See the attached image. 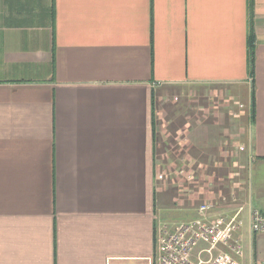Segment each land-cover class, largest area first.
Segmentation results:
<instances>
[{
    "label": "crops",
    "instance_id": "0c3cea01",
    "mask_svg": "<svg viewBox=\"0 0 264 264\" xmlns=\"http://www.w3.org/2000/svg\"><path fill=\"white\" fill-rule=\"evenodd\" d=\"M208 85L248 106V217L264 206V0H0V264L148 256L161 225L197 217L157 160L218 169L231 111L180 118L167 148L155 99ZM247 235L243 257L264 264V233Z\"/></svg>",
    "mask_w": 264,
    "mask_h": 264
},
{
    "label": "rangeland",
    "instance_id": "374dc122",
    "mask_svg": "<svg viewBox=\"0 0 264 264\" xmlns=\"http://www.w3.org/2000/svg\"><path fill=\"white\" fill-rule=\"evenodd\" d=\"M216 85H208L207 89H202L197 91V89H163L157 94L155 99V117H156V131L158 138H161L163 141H167L165 138L168 136V140H171L173 137L171 132L167 130L172 129L176 130L180 126V118L184 119V123L189 121L191 123L192 119H195V114L202 113L208 115L209 113L214 114L219 109L226 108L224 106L225 99V88L220 87L224 90V94L219 92V88H215ZM197 92V95H194ZM203 93V96H199ZM227 101V99H225ZM247 101V100H246ZM247 106V103H245ZM199 105V106H197ZM201 106V107H200ZM197 112V109H199ZM230 109V120L227 119V124L230 125V128H234L235 137H234V146L233 143L227 145L228 148L235 147V151L231 155V158L226 160L225 164L219 165L218 169H187L185 173L181 171H176L177 177L169 176L170 172H173L172 169L167 170L166 168H161L157 160L156 175L160 177L161 180H157L162 183L174 184L177 193H180V189H184L185 193L188 194L186 200H189V204L192 207L197 208L202 202L206 200H212L215 203L218 201L219 197L225 196L227 199L226 204L216 205L217 211H211V215H216L218 213H228L229 215L234 214L239 207H243V211L240 213L238 218L242 222L240 229V235L243 239V243L250 245V238L247 235V230L249 233V226L247 217V208L244 209V203L246 202L245 197V187H246V171L245 166L247 165V159L244 158L243 150L248 148L250 143V124H249V111L248 106L246 108H238L237 113L232 109L231 106H228L226 109ZM232 109V110H231ZM243 110L245 113L243 114ZM233 117L234 121H232ZM226 122V121H225ZM157 138V139H158ZM174 139V138H173ZM177 143L179 140L177 139ZM165 144V147L168 145V141ZM172 147V148H171ZM168 148V147H167ZM228 148L227 151H228ZM179 147L171 145L169 149H166V152L162 153L159 160H166L169 155H178ZM241 149H243L241 151ZM230 150V149H229ZM175 151V152H171ZM231 151V150H230ZM230 153V152H229ZM173 156V157H174ZM164 162H162L163 164ZM166 165V163H165ZM179 165V164H178ZM168 166V165H166ZM179 172V176H178ZM186 174L191 175L189 179H186ZM168 175V179L167 176ZM168 181V182H167ZM252 203L248 200V204ZM262 203L253 201L252 206L259 208ZM176 218H181L180 214L174 215ZM250 234V233H249ZM252 241V240H251ZM249 243V244H248ZM206 259V257H202ZM248 257H243L241 259L242 264H249Z\"/></svg>",
    "mask_w": 264,
    "mask_h": 264
},
{
    "label": "built area",
    "instance_id": "2783aa9c",
    "mask_svg": "<svg viewBox=\"0 0 264 264\" xmlns=\"http://www.w3.org/2000/svg\"><path fill=\"white\" fill-rule=\"evenodd\" d=\"M185 173V171H181ZM186 178L190 176L186 174ZM198 216L157 230L151 255L109 258L108 264H242L244 255L239 207L234 214L211 215L214 205L206 201L197 207ZM251 236L264 233V206L251 208L248 216ZM206 257V259L202 258ZM249 264H258L250 262Z\"/></svg>",
    "mask_w": 264,
    "mask_h": 264
},
{
    "label": "trees",
    "instance_id": "16d2710c",
    "mask_svg": "<svg viewBox=\"0 0 264 264\" xmlns=\"http://www.w3.org/2000/svg\"><path fill=\"white\" fill-rule=\"evenodd\" d=\"M253 42H254V39H253V36H250L249 37V48H250V51L252 52V48H253ZM253 95V94H252ZM253 107H254V100H253V96H251V121H253V115H254V112H253ZM154 116V115H153ZM153 132H154V120H153ZM189 175V174H188ZM190 177H191V175H189ZM187 179V178H186ZM207 201H210V202H212L213 203V205H214V208H217L218 207V205H222V204H226L227 202V199H226V197L225 196H220L219 197V199H218V201L215 203L214 201H212V200H207ZM206 202V201H205ZM204 203V202H203ZM202 204V203H201ZM216 205H217V207H216Z\"/></svg>",
    "mask_w": 264,
    "mask_h": 264
}]
</instances>
